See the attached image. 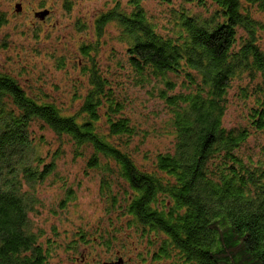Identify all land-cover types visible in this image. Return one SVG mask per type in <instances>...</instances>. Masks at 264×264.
Instances as JSON below:
<instances>
[{
	"label": "trees",
	"instance_id": "trees-1",
	"mask_svg": "<svg viewBox=\"0 0 264 264\" xmlns=\"http://www.w3.org/2000/svg\"><path fill=\"white\" fill-rule=\"evenodd\" d=\"M144 1L113 0L77 26L79 51L103 46L115 69L90 61L75 111L0 73V264H49L34 190L61 180L73 198L55 164L67 155L127 225L158 236L156 259L264 264V0H153L154 13ZM123 83L141 96L140 119Z\"/></svg>",
	"mask_w": 264,
	"mask_h": 264
},
{
	"label": "rangeland",
	"instance_id": "rangeland-1",
	"mask_svg": "<svg viewBox=\"0 0 264 264\" xmlns=\"http://www.w3.org/2000/svg\"><path fill=\"white\" fill-rule=\"evenodd\" d=\"M111 3L113 0H0V11L6 19L0 24V73L12 76L26 94L52 99L65 113L75 111L76 97H83L89 87L90 61L108 75L107 62L113 53L101 46L83 55L79 46L85 42L86 33L77 26H91L97 11ZM143 4L152 13L159 7L153 0ZM43 8L51 12L40 18L38 13ZM111 79L114 88V76ZM119 90L133 101V119H140V94L125 83ZM149 101L157 102L153 98ZM238 112L230 106L228 123L238 119ZM165 142L151 141L148 146ZM136 160L138 165L144 164L140 157ZM55 164L57 174L74 188V196L66 198L61 180L53 185L39 182L34 190L38 203L31 215L32 231L47 251L49 264H112L117 259L121 264H185L175 256L156 259L153 253L158 236L153 232L143 235L127 225L120 207H110L109 198L99 191L97 178L84 177L80 164L70 155L56 159ZM112 193L116 200V187Z\"/></svg>",
	"mask_w": 264,
	"mask_h": 264
},
{
	"label": "water",
	"instance_id": "water-1",
	"mask_svg": "<svg viewBox=\"0 0 264 264\" xmlns=\"http://www.w3.org/2000/svg\"><path fill=\"white\" fill-rule=\"evenodd\" d=\"M38 15H39L40 18H43L46 15V13H40Z\"/></svg>",
	"mask_w": 264,
	"mask_h": 264
}]
</instances>
